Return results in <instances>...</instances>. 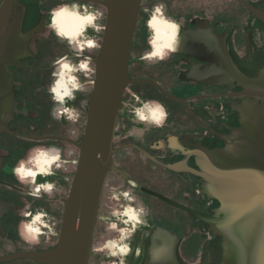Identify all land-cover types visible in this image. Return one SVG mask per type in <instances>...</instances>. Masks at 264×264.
<instances>
[{
    "label": "flooded vegetation",
    "instance_id": "af4514ba",
    "mask_svg": "<svg viewBox=\"0 0 264 264\" xmlns=\"http://www.w3.org/2000/svg\"><path fill=\"white\" fill-rule=\"evenodd\" d=\"M60 1L64 0H14L11 4L8 21L20 20L21 34L40 23L43 30L32 36L28 51L18 56L25 66L8 67L16 90L17 109H25L26 114L20 113L11 119L13 114L7 111L10 132L0 133V201L6 200L11 205L0 219L4 231L0 232V252L53 247L57 242L41 244L52 231L32 239L26 232L27 224L39 225L33 219L39 211L59 213L62 206L63 212L71 188L73 177L67 168H61L64 147L59 144L55 146L58 154H41L42 150L27 154L50 169L49 175H40L26 183L17 173L28 150L34 147L48 150L53 141L74 146L56 137L79 142V136L54 132L55 128L65 129L69 121L79 123L85 117L84 107H78L69 96L60 102L62 108H72L76 117L55 119L52 113L55 107L52 99L59 102L53 93V84L69 94L70 89H62L58 83L63 74L75 71L62 59L60 63L64 62L58 67L51 86L53 65L58 61L53 60L57 54L50 45L54 39L60 40L50 27V18ZM232 1L242 9L231 13L230 0H142L130 48L128 75L133 81L153 83L133 82L123 95L113 138V163L118 171L110 172L103 184L88 264H146L151 242L147 236L153 235L157 228L177 234L179 264H224L225 234L218 230L213 232L208 224L176 204L205 214L225 216V211H219L225 206L222 194L225 186L219 179L236 164L237 158L245 157L241 149L248 148L247 144L243 145V132L249 100L242 93L256 88L247 81L264 75V23L238 0ZM258 1L251 4L264 11V0ZM77 7L73 4L66 11L72 14ZM157 9H160L159 18H168L177 26L170 49L157 47L151 41V30L155 26L153 14ZM245 11L250 14L249 19ZM199 23H203L198 27L201 34L197 38L190 37ZM75 28L61 30L78 33ZM61 30L58 31L64 34ZM79 35L82 38V34ZM214 35L219 40L214 41ZM83 41L87 46V41ZM34 87L37 90L33 92ZM73 164L75 173L77 160H73ZM48 184H51V196L45 195L49 192ZM26 196L31 201L28 208L24 205ZM102 206L134 209L131 222L134 232L127 246L118 245L121 239L114 243V249L119 246L123 256L113 255L106 247L109 242L104 241L106 231L113 225L108 226L107 217L101 213ZM125 210L123 214L127 216ZM176 212L182 213L184 219ZM46 217L51 220L48 214ZM141 218L148 219L144 230H138ZM177 225H181L180 229L175 227ZM57 228L58 222H54L53 230ZM115 230L124 231L116 223ZM192 241L189 252L206 253L188 263L185 247ZM198 241L204 245L200 250L195 248ZM11 264L37 263L23 259Z\"/></svg>",
    "mask_w": 264,
    "mask_h": 264
},
{
    "label": "water",
    "instance_id": "95a60500",
    "mask_svg": "<svg viewBox=\"0 0 264 264\" xmlns=\"http://www.w3.org/2000/svg\"><path fill=\"white\" fill-rule=\"evenodd\" d=\"M13 1L0 0V133L10 132L7 111L12 112L11 119L20 113L26 114L25 109H17L16 90L8 67L25 66L18 60V56L28 51V42L32 36L43 30L40 23L26 34H21L20 20L14 23L8 21ZM64 1L97 5L106 12L98 55L89 57L71 52L65 55L94 60V81L83 139L75 142L64 137L50 136L67 140L77 148V166L69 195L64 201L57 243L39 251L0 252V263L26 259L39 264H88L103 184L110 172L118 171L113 163V138L123 95L127 86L133 82L153 83L148 80L133 81L128 75L130 48L142 0ZM238 1L264 23V11L251 4L258 0H251V3ZM249 18L250 14L246 11V19ZM50 21L52 30L68 29L74 23L70 11L56 7L53 8ZM153 23L152 43L157 47L172 48L177 31L175 23L168 18L156 19ZM202 24L197 25L196 30L189 34L190 37L197 38L201 34L202 30L198 27ZM213 39L217 41L219 37L214 35ZM247 84L256 88L242 93L249 100L243 132V145L247 144L248 148L241 149L246 155L237 158L236 164L219 179L225 186L222 193L225 206L219 211L227 214L210 215L176 204L208 224L213 232L218 230L225 234L227 252L224 264H264V75L257 80L247 81ZM24 155L17 169L22 180L29 182L38 179L40 175L50 174V169L26 153ZM250 157L255 158L251 160ZM24 205L25 208L30 207L31 201L27 198ZM10 209L11 205L6 200L0 201V219ZM39 212L34 216L45 217L47 211ZM178 217L184 219L183 214ZM147 226L148 219L141 218L138 230H144ZM175 227L180 229L181 225ZM0 232H4L1 223ZM147 238L151 242L147 249L146 264H179L176 259L178 236L174 231L157 228ZM203 246L199 243L195 248L200 250ZM185 248L188 250V263L199 260L202 253H206L189 252L191 248L188 245Z\"/></svg>",
    "mask_w": 264,
    "mask_h": 264
},
{
    "label": "rangeland",
    "instance_id": "374dc122",
    "mask_svg": "<svg viewBox=\"0 0 264 264\" xmlns=\"http://www.w3.org/2000/svg\"><path fill=\"white\" fill-rule=\"evenodd\" d=\"M248 1H251V0H248ZM73 4H76L79 7V8L78 7L75 8L74 10L78 9L81 12V11H85V9H86V11L93 12L97 16L98 19L96 20V23H95L96 25L88 28L87 32L84 34L85 38L93 39L94 42L96 43V46L93 48L86 47L85 42L83 41V39L79 35V34H82V31H80L78 28H75V29H77L76 31L79 34L78 33H66L63 30H61V32L64 33V34H62L58 30H54L57 34H59V36H58L54 32V35L60 41L54 39V42L50 45L53 52L55 54H57L53 60L56 61V60H59L60 58L63 57L62 59H64V61L70 63L75 69L74 72H75V75L78 79V84L75 87L70 88L69 94H64L63 92L58 90L54 86L53 82H55V80H56L58 67H60L64 61L62 63H60V61L62 60V59H60L58 61V64L53 65V69H52L53 74L51 76V79H52L51 86L53 84V93L55 94V96L57 97V100H59V102L52 99L53 104L55 106L52 109V113H53V117L55 119L58 118V111L63 107V103H61L60 101L65 99L67 96H69V99H71L73 101V103H75L76 105H79L78 107H81V108L84 107L85 117L82 118L79 123H74L73 121H69L70 123L66 126L65 129L64 128H61V129L55 128L54 129L55 133L62 134L64 136L71 135L74 138L79 136L77 141L80 142L83 139V131L85 128L86 115H87V110H88L87 108H88V104H89V100H90L89 98H90L92 87H93V81H94V64H93V61L94 60H92L88 57H84V56H76V55L65 56V55H67L69 52L81 54V55H85V56H89V57L98 55V50H99V47L101 45V41L103 38V31H104L105 20H106V12H105V9L103 7H100L97 5H93L90 8L88 5H79L78 3H69V4H64V5L60 4L61 6L56 5L55 7L59 8V9L66 10L69 7H71ZM229 4H230L229 7H230L231 13L233 11H237L238 8L242 9L232 0H230ZM245 15H246V11H245ZM81 47H83V49H80ZM83 67H86V69H82ZM32 89H33V92L37 90L35 87ZM49 94L52 95L51 92ZM52 97H53V95H52ZM83 98H84V101H82ZM32 111H35V107L32 109ZM73 118H75V117H73ZM51 144H52L51 145L52 147L48 148V150H45V149L40 148V147H34V148L28 150V152L26 154H29V153L36 151V150H42L41 154H44L46 152H54V153L58 154L59 149H57L55 146H58L57 144H59L61 147H64L63 152H62V158H61V162L64 165H61V168H63V169L67 168L69 170V175L71 177H73L74 176L73 160H78V154H79L77 148L74 146H71V145H66L65 143H59V142H54V141ZM26 183H28V182H26ZM48 185H50V184H48ZM45 195L51 196L50 190ZM26 198H27V196H26ZM49 206L52 209H55V206H53V205H49ZM58 210H59V213H57L55 211H50V210L47 211V213H46V214H48V217L51 218V222H58V228L56 230L52 231L53 234H49V237H45V239H43L41 241V244L44 246L49 245V244H53V243L55 244L58 240L60 226H61L62 213H63L62 212V206H60V208ZM124 210H125V208L121 209L120 207H116L114 209H111V208L104 207V206H102V209H101V213L105 217H107L108 226L113 225L112 229H108L106 231L107 235H106V238L104 241H109V242H107L106 247L113 252V255H116V256L117 255L123 256V254L121 253L119 248L122 246H125V247L127 246L128 238H129L130 234H132L130 232L133 229V224L131 222H129L127 220V216H124V214H123ZM140 210L141 209H139L138 211H140ZM141 211L143 213V210H141ZM176 214H177V216H179L182 213L176 212ZM44 218H45L44 220L47 219V217H44ZM115 223L118 225V227H120V229L124 230V234H123V231H122V233L121 232L118 233L115 230ZM41 229L42 228L40 225L34 226L32 224H27L26 232L29 234V237L33 239V237L35 238V237L41 235L40 233H38V231ZM116 239L117 240L121 239V241L118 244L120 247L118 246L114 249V247H115L114 243L116 242ZM104 250H106V249H104ZM10 253H12V252H10Z\"/></svg>",
    "mask_w": 264,
    "mask_h": 264
},
{
    "label": "bare ground",
    "instance_id": "6f19581e",
    "mask_svg": "<svg viewBox=\"0 0 264 264\" xmlns=\"http://www.w3.org/2000/svg\"><path fill=\"white\" fill-rule=\"evenodd\" d=\"M159 14H160V9H157L155 14H153L154 15V20L160 19L159 18ZM71 15H72V19H73L74 23L70 26V28H75L76 27L80 31H82V38L87 41V46L86 47H89V48L95 47L94 40L93 39H89V38H85L84 34L87 32L88 28L93 27L94 25H96L95 23H96V20L98 19L97 16L93 12L86 11V9H85V11H81V12L78 9L74 10ZM86 67H83L82 69H86ZM58 84L64 90L70 89L71 87H75L78 84V79H77V77L75 75V72L74 71H69L68 73L63 74L61 76ZM50 185H46V188L48 189V191L51 188ZM125 211H126V215H127V220L129 222H132L133 218H134V209L132 207H128ZM33 219H34V222H36V223L38 222V224L41 227L44 226L45 222L43 221L42 217L34 216ZM39 231H40V234H41L42 233L41 232L42 229L39 230ZM133 232L134 231L132 230L130 233H133ZM123 234H124V231H123Z\"/></svg>",
    "mask_w": 264,
    "mask_h": 264
},
{
    "label": "built area",
    "instance_id": "2783aa9c",
    "mask_svg": "<svg viewBox=\"0 0 264 264\" xmlns=\"http://www.w3.org/2000/svg\"><path fill=\"white\" fill-rule=\"evenodd\" d=\"M58 116L59 117H64V118H66L67 120H71V119H73V117H76L75 115H74V112H73V109L72 108H70V107H64V108H62L61 110H59L58 111ZM38 189L39 188H37L36 190L38 191ZM45 217H46V215H45ZM42 219H43V221L45 222V224H44V226L42 227V233H44V232H47V231H53V227H54V222H50L51 220L50 219H46V220H44L45 218L44 217H42ZM41 233V234H42Z\"/></svg>",
    "mask_w": 264,
    "mask_h": 264
},
{
    "label": "trees",
    "instance_id": "16d2710c",
    "mask_svg": "<svg viewBox=\"0 0 264 264\" xmlns=\"http://www.w3.org/2000/svg\"><path fill=\"white\" fill-rule=\"evenodd\" d=\"M60 3L61 4H69V3H75V2H70V1H60ZM76 3H78L79 5H88L90 8L93 6V5H90V4H87V3H82V2H76ZM51 22V21H50ZM90 99V98H89ZM89 105V104H88ZM88 109V108H87ZM191 243H193V241L192 242H188V246L191 244ZM190 247V246H189ZM21 260H23V259H21ZM17 261H19V260H16V261H12V262H8V263H0V264H11V263H14V262H17ZM37 264H39V263H37Z\"/></svg>",
    "mask_w": 264,
    "mask_h": 264
}]
</instances>
